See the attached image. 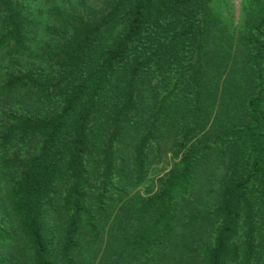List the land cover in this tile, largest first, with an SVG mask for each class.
Wrapping results in <instances>:
<instances>
[{"label": "trees", "instance_id": "trees-1", "mask_svg": "<svg viewBox=\"0 0 264 264\" xmlns=\"http://www.w3.org/2000/svg\"><path fill=\"white\" fill-rule=\"evenodd\" d=\"M35 1L0 0V264H264V0L237 36L212 0L66 1L31 53Z\"/></svg>", "mask_w": 264, "mask_h": 264}, {"label": "rangeland", "instance_id": "rangeland-1", "mask_svg": "<svg viewBox=\"0 0 264 264\" xmlns=\"http://www.w3.org/2000/svg\"><path fill=\"white\" fill-rule=\"evenodd\" d=\"M66 1L72 5L83 2L86 7L93 9L99 8L103 4V0H56L52 4H45L41 0H36L35 8L40 11L41 23L35 42L32 46L31 53L33 51H37L39 48L41 49V47L51 42L48 29L55 26L56 23L55 20L51 17L52 13L50 12V10L63 7ZM250 2L251 0H212L210 5L212 11L219 17V20L226 27V29L237 36L244 28L246 21V10ZM219 33L220 32L218 30L214 31V35L217 40L219 39ZM0 65H2V63H0ZM17 101V99L14 100V102ZM171 162V156H169L168 158H166V160L163 161V163L153 165L150 174L141 185H138L136 187L127 186L130 194L132 195L134 193H139L142 195H149L153 193L157 188V177L165 173L171 167ZM221 175V173H213L212 176L207 180V184L210 183L212 185L210 187L216 186L219 183ZM215 189H217V187ZM215 189L214 192L207 197V201L212 200L216 197ZM200 230L204 238L209 234V229L206 225L200 228ZM97 248L98 247L87 245L85 247L83 261L92 264L93 260L95 261L98 253Z\"/></svg>", "mask_w": 264, "mask_h": 264}]
</instances>
